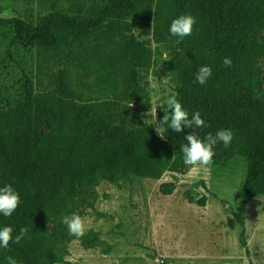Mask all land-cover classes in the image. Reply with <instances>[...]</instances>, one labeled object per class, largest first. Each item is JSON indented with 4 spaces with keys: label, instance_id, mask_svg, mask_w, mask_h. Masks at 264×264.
Segmentation results:
<instances>
[{
    "label": "trees",
    "instance_id": "obj_1",
    "mask_svg": "<svg viewBox=\"0 0 264 264\" xmlns=\"http://www.w3.org/2000/svg\"><path fill=\"white\" fill-rule=\"evenodd\" d=\"M134 1L112 0L101 12L122 16ZM34 2L22 0L23 14L0 17V28L12 30V43L44 36L52 19L62 20L77 34L100 23L92 14L36 11ZM169 6L171 22L186 14L196 18L192 34L179 43L192 63L184 67L177 99L189 118L201 112L207 126L196 131L202 139L220 129L234 133L230 146H215L209 166L225 173L240 159L247 168L242 191L249 197L264 195V0H173ZM7 54L13 58L9 49ZM226 57L232 60L230 67L223 63ZM204 65L213 75L200 85L195 76ZM64 80L60 72L59 87ZM20 82L15 94L0 93V187L11 184L21 200L12 216L0 213V228L11 226L13 239L22 227L28 233L20 243L0 248V264H7L8 256L19 264H65L74 239L111 252L113 245L98 230L87 229L83 237L70 235L63 217L85 214L83 206L92 204L94 190L103 181L120 186L134 177L160 179L186 167L181 146L193 129H169L162 139L154 127L165 112L171 114L167 108L133 134L114 123L104 105L86 110L72 99L62 104L49 97L37 100L33 73H25ZM189 198L197 200L191 192ZM228 211L244 235L242 213L232 204ZM242 242L248 245L245 236Z\"/></svg>",
    "mask_w": 264,
    "mask_h": 264
},
{
    "label": "rangeland",
    "instance_id": "obj_2",
    "mask_svg": "<svg viewBox=\"0 0 264 264\" xmlns=\"http://www.w3.org/2000/svg\"><path fill=\"white\" fill-rule=\"evenodd\" d=\"M111 1L35 0L36 11L99 16L84 33L52 19L44 36L12 43V30L0 28V93L15 94L32 72L37 100L72 99L86 110L104 105L109 118L133 134L155 121L153 113L168 108V96H177L184 67L192 63L166 34L173 0H135L122 16L103 14ZM23 13L22 0H1L0 17ZM246 175L239 159L225 173L187 165L160 179L134 177L120 186L103 181L82 217L85 230H98L113 249L105 254L74 239L65 264H264V195L244 194ZM230 204L244 217V235Z\"/></svg>",
    "mask_w": 264,
    "mask_h": 264
},
{
    "label": "clouds",
    "instance_id": "obj_3",
    "mask_svg": "<svg viewBox=\"0 0 264 264\" xmlns=\"http://www.w3.org/2000/svg\"><path fill=\"white\" fill-rule=\"evenodd\" d=\"M196 23V18L191 14L180 15L175 18L170 25V34L173 37H178L176 44L191 35L193 26ZM224 65L230 67L232 60L229 57L224 58ZM213 75L212 68L204 65L198 68L195 76V81L200 85H205L209 78ZM171 114L166 113L155 128L156 133L162 138L166 139L165 133L171 129L177 133L184 132L185 127L193 129L184 138L187 143L181 146V151L184 156V163L192 166V171H196L197 167H204L207 169L212 164L215 156L214 148L217 144L223 143L224 147L230 146L234 133L231 129H220L214 135L208 133L203 139L200 137L198 129L206 127V122L202 119L200 111H196L191 118L189 113L185 110L179 102L175 94L168 96L166 100ZM152 119H156V114L153 113ZM20 195L11 184L0 187V213L6 217L12 216L20 204ZM62 223L67 226L70 235L75 237H83L85 235V219L78 213L64 216ZM28 233L27 227H22L19 234L13 239V228L5 226L0 228V248L7 249L10 242L20 243ZM7 264H19V262L11 256L6 257Z\"/></svg>",
    "mask_w": 264,
    "mask_h": 264
}]
</instances>
